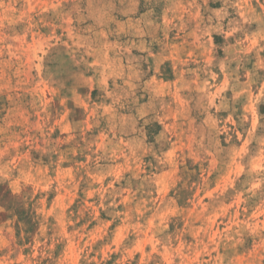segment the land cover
Masks as SVG:
<instances>
[{"label":"rangeland","instance_id":"1","mask_svg":"<svg viewBox=\"0 0 264 264\" xmlns=\"http://www.w3.org/2000/svg\"><path fill=\"white\" fill-rule=\"evenodd\" d=\"M0 264H264V0H0Z\"/></svg>","mask_w":264,"mask_h":264}]
</instances>
